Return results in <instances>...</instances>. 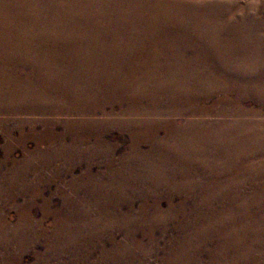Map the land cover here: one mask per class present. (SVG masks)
<instances>
[{
	"label": "bare ground",
	"instance_id": "obj_1",
	"mask_svg": "<svg viewBox=\"0 0 264 264\" xmlns=\"http://www.w3.org/2000/svg\"><path fill=\"white\" fill-rule=\"evenodd\" d=\"M259 1L0 0V127L19 131L27 170L36 159L42 168L65 161L68 171L84 159L90 171L104 159L111 169L116 146L105 135L125 131L130 153L118 165L136 176L111 175L103 184L81 179L84 188L89 181L96 206H132L138 197L145 212L152 199V220L163 225L187 218L192 201L194 224L202 226L183 225L185 239L205 246L217 236L224 253L235 250L229 243L241 247L246 235L253 253L264 247ZM183 119L188 124L181 127ZM206 123L214 124L209 134ZM16 132L5 134L15 141ZM28 139L36 143L33 152ZM44 143L48 150H41ZM5 151L0 174L11 168L13 150ZM136 187L149 190L137 195ZM175 197L182 199L177 205Z\"/></svg>",
	"mask_w": 264,
	"mask_h": 264
},
{
	"label": "rangeland",
	"instance_id": "obj_2",
	"mask_svg": "<svg viewBox=\"0 0 264 264\" xmlns=\"http://www.w3.org/2000/svg\"><path fill=\"white\" fill-rule=\"evenodd\" d=\"M259 4L264 5V0ZM180 124L184 127L188 120L183 119ZM3 127H0V159H4L8 147L13 151L11 168H4L3 176L0 174V189L8 186L10 192L7 200L0 198V264H236L237 257L246 259L244 262L248 264H264L263 244L250 253L251 237L246 235L240 236L241 247L229 243L230 246H225L235 250L224 253L218 251L223 242L217 236L211 237L205 246L198 238L185 239V229L202 226L194 224L196 213L192 201L187 205V218L179 217L163 225L152 220V199L145 212L142 211L145 202L138 197L132 206L114 201H102L96 206L89 181L84 188L81 179L94 178L96 183L103 184L111 175L136 176L122 171L118 165L130 153L127 132L112 129L105 135L106 143L116 146L114 158L117 163L111 169H107L109 161L104 159H97L90 171L91 165L86 159L73 171L66 169L69 163L65 161L50 162V168H42L36 159L33 163L36 166L27 170L26 163L30 160L17 142L19 131L10 124ZM9 129L16 132L15 141L6 137ZM202 129L209 134L214 130V124L206 123ZM26 146L28 151L36 150L33 139H28ZM40 148L45 151L49 145L44 143ZM143 149L148 150L147 147ZM172 167L176 168L175 165ZM148 190L136 187L134 193L142 195ZM162 193V196L166 195L164 198L170 197L166 192ZM174 200L177 205L182 199L175 197ZM161 209H168L166 199L162 201ZM183 225H186L185 229H182Z\"/></svg>",
	"mask_w": 264,
	"mask_h": 264
}]
</instances>
